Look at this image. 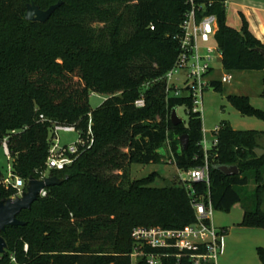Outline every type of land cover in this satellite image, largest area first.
<instances>
[{
    "label": "trees",
    "instance_id": "obj_1",
    "mask_svg": "<svg viewBox=\"0 0 264 264\" xmlns=\"http://www.w3.org/2000/svg\"><path fill=\"white\" fill-rule=\"evenodd\" d=\"M42 9L62 1L46 22L25 19L27 4ZM227 0H194L204 13L217 16L215 39L223 68L263 71L264 43L242 13L240 29L227 21ZM190 0H0V142L8 137L13 173L28 182L46 170L50 138L56 124L73 125L83 138L89 126L90 147L51 176L65 178L47 188L18 217L24 225L1 234L8 250L0 264H131L132 230L139 225L181 228L195 221L185 183L151 186L155 173L125 180L126 165L158 163L168 145L180 170L204 163L201 114L190 96H166V73L179 54V38ZM216 90L222 83L212 82ZM106 95L97 108L90 94ZM144 98L145 105L135 102ZM230 104L244 116L264 121V110L248 95L230 94ZM189 106L188 125L174 126L171 111ZM43 116V118L41 117ZM189 135L187 150L180 137ZM218 144L210 150V186L192 182L207 194L216 210L230 211L242 201V189L253 182L255 208L245 207L243 225L264 228V131L220 125ZM237 165L228 176L216 165ZM121 171L105 175L106 171ZM0 172V200L17 190L5 186ZM257 253L264 264V247Z\"/></svg>",
    "mask_w": 264,
    "mask_h": 264
},
{
    "label": "built area",
    "instance_id": "obj_2",
    "mask_svg": "<svg viewBox=\"0 0 264 264\" xmlns=\"http://www.w3.org/2000/svg\"><path fill=\"white\" fill-rule=\"evenodd\" d=\"M191 8L184 15L179 38V54L174 66L166 73V96H183L186 86L187 95L192 98L194 112L202 116L204 111L203 96L213 81L229 83L233 79L231 73H224L220 80L211 77L214 72L215 62L222 60V51L217 43L213 45L217 31V16L213 13H204L202 7L190 0ZM207 44V45H204ZM136 106L145 105L144 98L135 102ZM43 118V116H41ZM220 125L215 127L216 135ZM59 131L76 132L73 125L56 124L50 138V148L46 159V170L41 177L43 180L51 170L61 171L73 164L80 154V146L90 147L93 144L91 126L87 138L79 133L76 142L63 145L58 136ZM200 144L204 150V163L187 171V178H181L189 190L191 204L195 211V221L181 228H166L162 226H136L131 233L133 246L129 253L131 264H219V256L224 248L225 229H219L213 222L215 208L210 192L197 194L192 182H204L210 186V150L218 144V137L209 145L207 130L203 127V138ZM0 146L4 154L11 161L8 176H3L1 182L5 186H13L21 196L26 190L27 182L13 173L12 154L9 149L8 137H5ZM47 194L43 188L40 196Z\"/></svg>",
    "mask_w": 264,
    "mask_h": 264
},
{
    "label": "rangeland",
    "instance_id": "obj_3",
    "mask_svg": "<svg viewBox=\"0 0 264 264\" xmlns=\"http://www.w3.org/2000/svg\"><path fill=\"white\" fill-rule=\"evenodd\" d=\"M237 3L243 7L238 8ZM252 8V16L248 15L246 8ZM227 21L233 27L241 28L242 13L249 23L251 29L252 21L258 24L264 23V0H227ZM213 45H217V41L213 40ZM207 45V44H204ZM215 70L211 77L220 80L224 73H231L233 79L229 83H222V90H216L209 87L203 96L204 111L201 119L203 127L207 130V140L209 145L216 138L215 127L223 122H228L233 128L238 130H258L264 131V121L256 117L244 116L237 111L227 99L230 94L248 95L251 103L264 110V97L261 96L263 71L251 70H233L226 71L223 68L222 60L215 63ZM106 95L97 92L90 94V104L92 108H97L105 100ZM189 106L182 104L177 107L178 115L184 120V124L188 125ZM58 136L63 145L71 144L78 140L79 133L59 131ZM260 148L264 149V137L259 139ZM168 145L159 149L162 154V160L158 163H131L126 165L127 175L125 180L118 178L124 185L128 181L141 179L155 173V179L151 186L163 187L172 183H183L181 178H187V173L178 169ZM11 161L4 154L3 148L0 146V172L3 176H8ZM121 171H106L105 175L120 174ZM255 187L251 182L242 189V201L233 205L230 211L216 210L213 214V222L219 229H225L224 248L219 256V264H261L257 249L264 247V228L249 227L243 225V216L245 207L248 209L255 208ZM264 201V200H263ZM264 209V202H263Z\"/></svg>",
    "mask_w": 264,
    "mask_h": 264
},
{
    "label": "water",
    "instance_id": "obj_4",
    "mask_svg": "<svg viewBox=\"0 0 264 264\" xmlns=\"http://www.w3.org/2000/svg\"><path fill=\"white\" fill-rule=\"evenodd\" d=\"M62 1H58L55 4L50 5L47 9H42L34 1L27 4V10L25 12V19L34 22H46L54 11L60 7ZM264 57V48H256ZM191 87V84L186 86V90L183 93V97L187 95V89ZM171 122L174 126H178L183 123L184 120L177 113V106L171 111ZM181 147L187 150L189 146V135L184 134L180 137ZM256 152L259 155L264 154V149L256 147ZM216 168L222 173L228 176L236 175L239 173L237 165H216ZM65 178H59L57 176H48L47 178L40 180L35 177H31L26 186V190L21 196H15L10 198H3L0 200V254H5L8 250V244L6 239L1 234L6 231L8 226L24 225L18 215L23 211L30 209L33 203L39 199L40 192L43 188L60 185Z\"/></svg>",
    "mask_w": 264,
    "mask_h": 264
},
{
    "label": "crops",
    "instance_id": "obj_5",
    "mask_svg": "<svg viewBox=\"0 0 264 264\" xmlns=\"http://www.w3.org/2000/svg\"><path fill=\"white\" fill-rule=\"evenodd\" d=\"M237 6H238V8L243 9V7L240 5V3H237ZM245 8L247 9L246 12L248 13V15L252 16L251 10H254V9L248 8V7H245ZM237 29H239V28L237 27ZM251 29L256 34V36L262 41V43H264V23L260 22V24H258L257 22L252 21Z\"/></svg>",
    "mask_w": 264,
    "mask_h": 264
}]
</instances>
